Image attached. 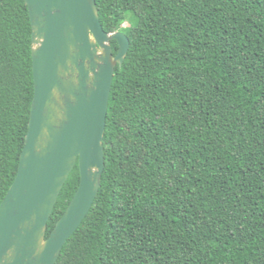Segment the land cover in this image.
Masks as SVG:
<instances>
[{"label":"trees","instance_id":"16d2710c","mask_svg":"<svg viewBox=\"0 0 264 264\" xmlns=\"http://www.w3.org/2000/svg\"><path fill=\"white\" fill-rule=\"evenodd\" d=\"M96 1L130 47L100 190L56 264H264V0ZM31 45L25 0H0V205L29 130ZM79 183L76 165L47 236Z\"/></svg>","mask_w":264,"mask_h":264},{"label":"water","instance_id":"95a60500","mask_svg":"<svg viewBox=\"0 0 264 264\" xmlns=\"http://www.w3.org/2000/svg\"><path fill=\"white\" fill-rule=\"evenodd\" d=\"M25 2L32 25L34 97L18 172L0 205V264H56L102 184L109 99L130 39L103 28L96 0ZM76 165L78 189L47 236Z\"/></svg>","mask_w":264,"mask_h":264},{"label":"rangeland","instance_id":"374dc122","mask_svg":"<svg viewBox=\"0 0 264 264\" xmlns=\"http://www.w3.org/2000/svg\"><path fill=\"white\" fill-rule=\"evenodd\" d=\"M124 26H128V23H125Z\"/></svg>","mask_w":264,"mask_h":264}]
</instances>
